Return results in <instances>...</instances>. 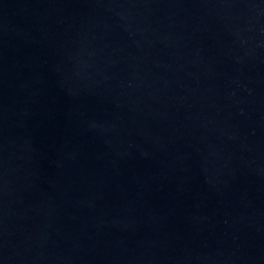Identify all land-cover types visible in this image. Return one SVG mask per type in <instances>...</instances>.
Segmentation results:
<instances>
[{
  "label": "water",
  "instance_id": "1",
  "mask_svg": "<svg viewBox=\"0 0 264 264\" xmlns=\"http://www.w3.org/2000/svg\"><path fill=\"white\" fill-rule=\"evenodd\" d=\"M0 264H264V0H0Z\"/></svg>",
  "mask_w": 264,
  "mask_h": 264
}]
</instances>
